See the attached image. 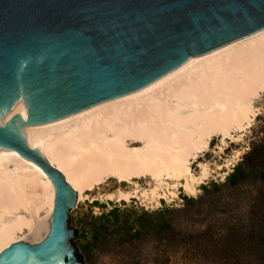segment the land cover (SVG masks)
I'll return each mask as SVG.
<instances>
[{
	"label": "water",
	"instance_id": "1",
	"mask_svg": "<svg viewBox=\"0 0 264 264\" xmlns=\"http://www.w3.org/2000/svg\"><path fill=\"white\" fill-rule=\"evenodd\" d=\"M263 35L264 0H0V169L23 156L55 190L46 238L12 244L0 264H76L78 255L81 195L22 140L26 125L42 133L141 98Z\"/></svg>",
	"mask_w": 264,
	"mask_h": 264
},
{
	"label": "bare ground",
	"instance_id": "2",
	"mask_svg": "<svg viewBox=\"0 0 264 264\" xmlns=\"http://www.w3.org/2000/svg\"><path fill=\"white\" fill-rule=\"evenodd\" d=\"M263 91L264 35L200 60L141 98L96 108L80 120L56 122L42 133L26 125L22 140L36 143L81 201L106 179L133 185L132 192L107 196L128 201L138 192L133 181L145 177L181 183L180 188L193 196L209 173L202 165L195 177L189 165L211 137L227 138L248 125L254 115L250 103ZM141 144L142 151L137 148ZM54 203L53 183L27 158L1 168L0 254L19 241V234L41 227L36 222L43 211L51 218ZM47 230H40L37 243Z\"/></svg>",
	"mask_w": 264,
	"mask_h": 264
},
{
	"label": "rangeland",
	"instance_id": "3",
	"mask_svg": "<svg viewBox=\"0 0 264 264\" xmlns=\"http://www.w3.org/2000/svg\"><path fill=\"white\" fill-rule=\"evenodd\" d=\"M250 105L254 115L248 125L242 130H234L227 138L219 135L211 137L206 150L189 165L195 177H199L202 172V165L209 173L208 178L196 187L195 195L187 194L180 188L181 183L165 177L158 181L148 177L134 180L138 192L136 197L125 201L126 206L120 205L121 201L108 200L107 196L120 191L132 192L135 187L131 184L106 179L92 191L86 192L85 200L81 201V211L72 216V234L76 231L78 236L75 248L83 264H259L257 235L254 234L251 221L256 215L252 205L258 184L253 180L235 188L224 184L227 175L242 161L251 146L264 139V91ZM144 147L143 144L137 146L140 151ZM176 150L181 155L180 149ZM213 183L218 187L215 188ZM204 186L208 188V194L203 192ZM155 188L152 194L151 190ZM160 196H163L162 200ZM184 197L192 200H185ZM110 202L120 207L114 217L109 221L91 220V214L99 216L107 213L112 208ZM164 205L179 211L173 215L174 225L179 230L190 232L189 250L180 249L176 247L177 242L174 244V241L165 240L153 233L142 235L131 242L117 238L115 229H120L124 220L132 219L134 209L150 212ZM40 218L41 222H36L41 225L36 224V231L40 233H31L36 234L35 237L28 233L19 234V241L35 245L42 237L40 230L45 228L48 230L42 240L46 238L51 218L46 210ZM92 224L99 229L95 240L89 231ZM103 228H107V231Z\"/></svg>",
	"mask_w": 264,
	"mask_h": 264
},
{
	"label": "trees",
	"instance_id": "4",
	"mask_svg": "<svg viewBox=\"0 0 264 264\" xmlns=\"http://www.w3.org/2000/svg\"><path fill=\"white\" fill-rule=\"evenodd\" d=\"M250 180L258 184V191L256 192L252 205V209H254V213L256 211V215L251 221L254 224V234L256 233L257 235L256 244L260 253V261L258 263L264 264V139L260 143L251 146L248 153L244 154L242 161L227 175L224 184L228 187L235 188ZM212 185L215 188L218 187L216 183ZM203 192L208 194V188L206 186L203 187ZM184 199L192 200L190 198L187 199V197H184ZM94 204L97 205L98 203L95 201ZM110 204L112 205V202ZM120 205L126 206L125 201H122ZM119 210L120 207L118 205H112V208L107 213H102L99 216L91 214L90 218L93 221L103 219L109 221ZM177 212L179 211L165 205L150 212L136 208L134 209L132 219L130 221L124 220L123 226L120 229H115L114 232L117 234V238L125 242H131L142 235L153 233L165 240L174 241V244L177 242L176 247H180V249L189 250L190 232L179 230L174 225L173 215ZM103 229L107 231V228ZM98 230L94 224L90 225L89 231L92 234V239H96ZM73 234V237L77 238V232L74 231ZM74 256L76 258V264H83L81 256H78L76 252Z\"/></svg>",
	"mask_w": 264,
	"mask_h": 264
}]
</instances>
